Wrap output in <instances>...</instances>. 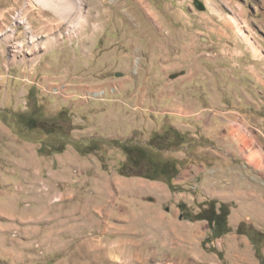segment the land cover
<instances>
[{
	"label": "rangeland",
	"instance_id": "1",
	"mask_svg": "<svg viewBox=\"0 0 264 264\" xmlns=\"http://www.w3.org/2000/svg\"><path fill=\"white\" fill-rule=\"evenodd\" d=\"M253 105L264 115V0H0V264H259L251 216L203 244L208 222L178 206L199 212L203 141L254 129ZM172 130L180 144L149 146ZM123 144L173 160L179 189L122 174Z\"/></svg>",
	"mask_w": 264,
	"mask_h": 264
},
{
	"label": "crops",
	"instance_id": "2",
	"mask_svg": "<svg viewBox=\"0 0 264 264\" xmlns=\"http://www.w3.org/2000/svg\"><path fill=\"white\" fill-rule=\"evenodd\" d=\"M244 102L245 105L249 104L248 99H245ZM259 106L253 105L251 111L244 112L246 114L245 117L250 118L253 124L256 125L254 129L244 128V125L237 126L234 120L228 126L227 130H221L219 134L214 129V132L211 133L214 137L210 138V141H203L206 145L210 144L213 148V163L207 165V161H204V158H200L198 163L202 164V166L198 167L199 164L194 165L198 167L196 170V183L189 182L190 187L192 189L196 187L198 192L196 197L193 196L191 200H188L187 206L190 207L195 201L205 205L206 201H210L211 199H216L218 203L221 202L227 205L231 203L230 214L228 216V225L230 228L231 225L236 226L248 216L252 217L254 223L259 228L264 226V138H262V136L264 137V132L257 126L259 122H263L264 115L258 111ZM219 116L222 115L214 113V128L220 127L217 119L222 121L221 127L225 126L227 118ZM196 121L198 123L200 119H196ZM208 134L211 136L210 133ZM237 135H240L242 138V148L246 146L243 143L245 142V137L249 140L250 148L245 150L247 156L246 162L249 168L239 165L233 156L236 154L234 141ZM197 147L199 148L200 146ZM190 152L188 151V154H191ZM187 175L190 177L192 174L189 173ZM187 175L184 176V179L188 177ZM150 185L156 188L155 191L160 188L153 183ZM144 188L146 189V186ZM146 191L149 190L146 189ZM234 211H236L237 215H241L238 219L231 218Z\"/></svg>",
	"mask_w": 264,
	"mask_h": 264
},
{
	"label": "trees",
	"instance_id": "3",
	"mask_svg": "<svg viewBox=\"0 0 264 264\" xmlns=\"http://www.w3.org/2000/svg\"><path fill=\"white\" fill-rule=\"evenodd\" d=\"M169 135H172V137H170ZM183 137V134L179 131L172 130V132L170 133H165L163 140L160 141L159 139H155L149 143V146L158 150H161L164 147L169 148L175 144H180ZM154 142L157 143L155 144ZM121 147L127 154L128 160L131 162V167H129L130 172H125L122 170V174H136L140 176L144 175L150 179L161 178V180L164 181L170 189H179V187H177L173 183V179L176 177L179 171V168L175 165V162L173 160H165L162 162L153 160L149 158L147 154L148 151L145 148L137 145L123 144ZM142 159H147L149 164L151 165L152 171H150V173L148 172L145 174H141V172H139ZM178 206L181 209V216L183 218L189 220L203 219L208 222L209 235L205 237L203 244L205 242L212 241L230 231V226L228 225V215L230 210L225 203H220L219 205H217V202L215 200L207 201L205 205H202L199 212H196L194 214L188 209H185V203L180 202ZM237 231L238 233H246L241 230V225L237 227ZM262 233L263 231L257 229H252L248 233H246L253 244L255 254L259 260V264H264V255L261 250L263 242ZM211 249L215 250L214 248Z\"/></svg>",
	"mask_w": 264,
	"mask_h": 264
},
{
	"label": "water",
	"instance_id": "4",
	"mask_svg": "<svg viewBox=\"0 0 264 264\" xmlns=\"http://www.w3.org/2000/svg\"><path fill=\"white\" fill-rule=\"evenodd\" d=\"M195 3H197V6H198L199 8H202V7H203V5H202L200 2H195Z\"/></svg>",
	"mask_w": 264,
	"mask_h": 264
}]
</instances>
